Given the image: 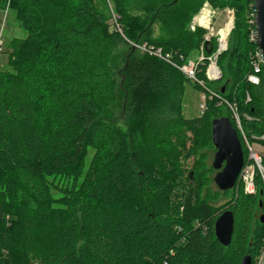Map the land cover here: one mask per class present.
Here are the masks:
<instances>
[{"label": "trees", "instance_id": "1", "mask_svg": "<svg viewBox=\"0 0 264 264\" xmlns=\"http://www.w3.org/2000/svg\"><path fill=\"white\" fill-rule=\"evenodd\" d=\"M206 2L234 16L217 80L205 74L217 38L191 29ZM7 6L27 36L10 41L11 70H0V264L255 263L264 181L250 146H264V66L250 83L254 0H0ZM133 44L177 64L203 46L202 83ZM186 83L208 97L198 117L184 115ZM220 117L254 165L253 193L240 179L226 191L214 183ZM226 210L228 246L214 226Z\"/></svg>", "mask_w": 264, "mask_h": 264}, {"label": "water", "instance_id": "2", "mask_svg": "<svg viewBox=\"0 0 264 264\" xmlns=\"http://www.w3.org/2000/svg\"><path fill=\"white\" fill-rule=\"evenodd\" d=\"M256 10L255 27L258 34L256 44L264 55V0H254ZM233 28V25L231 29ZM212 140L216 148L212 166L218 170L214 182L221 191L235 187L244 167V154L236 129L228 117L212 121ZM215 235L224 246L231 242L234 230V215L226 210L215 221ZM241 264H252L251 256L242 259Z\"/></svg>", "mask_w": 264, "mask_h": 264}, {"label": "rangeland", "instance_id": "3", "mask_svg": "<svg viewBox=\"0 0 264 264\" xmlns=\"http://www.w3.org/2000/svg\"><path fill=\"white\" fill-rule=\"evenodd\" d=\"M108 1V0H107ZM233 16V10L228 8H215L208 2H206L202 9L197 13V15L193 18V21L191 23L192 25H196V27L202 26L206 28L207 35H210L211 37H214L215 39L218 38V33L220 30H223L226 28L227 24L230 21V18ZM205 19L204 23H200V19ZM232 30V29H231ZM27 36L26 30H24L22 24L17 20L15 12L11 9H8V6L6 9H0V42H1V51H0V70L3 71H10L11 68L9 67V46L10 41L13 38H25ZM123 44L121 42H118L116 49H115V55L116 57L120 52H122ZM141 51L142 49L139 48ZM199 53L197 52L195 55V59H198ZM117 62L120 63V60L117 59ZM113 76L115 79L119 80V76L117 75V72L114 68ZM119 98L121 97V92L118 93ZM203 96H205L204 92L196 89L192 84L186 83L185 85V91L183 96V112L184 115L187 118H194L198 117L202 113V104L204 103ZM122 100L121 102H118V106L116 109L117 114L121 113L123 110L122 106ZM253 153H258V156H260L259 153L264 155V146L255 143L252 146H250ZM91 151L89 152V157L91 156ZM251 156V155H250ZM192 158H189L188 160H185V163H188ZM263 167V165L261 164ZM258 168V167H257ZM259 169V168H258ZM260 170V169H259ZM180 189V188H179ZM54 196L61 195L58 192L53 191Z\"/></svg>", "mask_w": 264, "mask_h": 264}, {"label": "built area", "instance_id": "4", "mask_svg": "<svg viewBox=\"0 0 264 264\" xmlns=\"http://www.w3.org/2000/svg\"><path fill=\"white\" fill-rule=\"evenodd\" d=\"M256 15V13H255ZM254 15V16H255ZM205 19H200V23H204ZM255 23V19L252 21ZM234 24V17L230 18L229 23L227 24L226 28L223 30H220L218 33V47L217 50L208 57V65L205 69L206 77L209 80H217L221 78L222 71L217 63L218 56L227 48L228 44V35L231 32V27ZM199 26V25H198ZM196 28V25H192L191 29L194 30ZM258 37L257 31H253L251 33V40L256 41ZM205 40H210V35H206ZM134 46L141 48L144 51H147L150 54H154L158 57L163 58L167 62H170L173 66H175L177 69H179L188 79H190L193 82H200L197 78V71L200 68L201 63L205 60V53L204 48L202 46L201 53L198 57V59H190L182 63H173L171 61L170 55L163 54L162 50L160 48L154 49V48H148L147 45L145 46H139L137 44H133ZM1 42H0V51H1ZM264 66V55L263 53L258 49V51L255 54V60L253 65V72L248 76V81L254 85H257L259 83V73L261 72L262 67ZM214 95V93H212ZM211 96V95H210ZM207 95L203 96L204 103L202 104L201 108L202 110L206 109V100ZM239 120V119H238ZM260 156H258V153H253L251 150V158L255 161L256 166L260 169V172L263 176L264 181V169L261 166V161L264 158V155L259 153ZM239 179L243 183L245 187V191L248 193H253L255 191V184H254V165H244ZM252 264H264V251L261 252V254L256 259L255 263Z\"/></svg>", "mask_w": 264, "mask_h": 264}, {"label": "flooded vegetation", "instance_id": "5", "mask_svg": "<svg viewBox=\"0 0 264 264\" xmlns=\"http://www.w3.org/2000/svg\"><path fill=\"white\" fill-rule=\"evenodd\" d=\"M216 153V152H215ZM215 155V154H214ZM213 160H214V157H213ZM212 163H213V161H212ZM213 167V166H212ZM215 170V169H214ZM216 171V173L218 172V170H215ZM216 173H215V175H216ZM215 175H214V177H215ZM215 183V182H214ZM216 185V184H215ZM217 186V185H216ZM218 188V187H217ZM219 189V188H218Z\"/></svg>", "mask_w": 264, "mask_h": 264}]
</instances>
